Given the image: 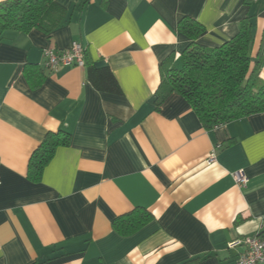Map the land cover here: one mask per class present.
<instances>
[{
    "label": "crops",
    "instance_id": "0c3cea01",
    "mask_svg": "<svg viewBox=\"0 0 264 264\" xmlns=\"http://www.w3.org/2000/svg\"><path fill=\"white\" fill-rule=\"evenodd\" d=\"M57 2L68 16L51 35L7 31L0 43V264H235L242 248L229 242L264 234V113L208 130L182 95L156 100L192 43L186 16L211 48L252 18L264 79V0ZM75 41L120 94L98 90L88 66L48 69L46 51ZM59 131L70 144L32 181V154ZM136 208L153 219L120 234L115 219Z\"/></svg>",
    "mask_w": 264,
    "mask_h": 264
},
{
    "label": "trees",
    "instance_id": "16d2710c",
    "mask_svg": "<svg viewBox=\"0 0 264 264\" xmlns=\"http://www.w3.org/2000/svg\"><path fill=\"white\" fill-rule=\"evenodd\" d=\"M67 9L57 0H4L0 2V43L7 31L29 33L38 28L51 35L62 26ZM254 23L247 17L241 22L237 35L219 47L211 48L197 40L205 27L191 17L179 23L180 31L192 43L181 56V63L165 69L157 91L160 106L173 94H180L191 104L203 125L214 129L231 121L264 113V79L258 62L253 66L251 52L255 40ZM90 81L98 90L120 94L121 87L109 67L95 68L87 62ZM36 66V65H34ZM71 134L59 131L47 134L34 151L29 163L28 177L40 181L48 162L60 146H68ZM153 214L145 208L119 216L115 229L122 235H132L147 225Z\"/></svg>",
    "mask_w": 264,
    "mask_h": 264
},
{
    "label": "built area",
    "instance_id": "2783aa9c",
    "mask_svg": "<svg viewBox=\"0 0 264 264\" xmlns=\"http://www.w3.org/2000/svg\"><path fill=\"white\" fill-rule=\"evenodd\" d=\"M46 56L47 67L53 72L65 66L85 67L86 65L84 47L79 41L73 42L69 49L60 52L49 49L46 51ZM207 161L212 164L215 161V155L212 154ZM233 176L239 186H246L249 183L250 178L243 169L234 172ZM228 246L230 249L242 248L235 264H264V234L236 239L229 242Z\"/></svg>",
    "mask_w": 264,
    "mask_h": 264
}]
</instances>
